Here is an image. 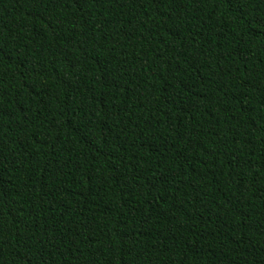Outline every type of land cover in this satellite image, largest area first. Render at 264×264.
I'll return each instance as SVG.
<instances>
[{"label":"trees","instance_id":"1","mask_svg":"<svg viewBox=\"0 0 264 264\" xmlns=\"http://www.w3.org/2000/svg\"><path fill=\"white\" fill-rule=\"evenodd\" d=\"M0 264H264V0H0Z\"/></svg>","mask_w":264,"mask_h":264}]
</instances>
